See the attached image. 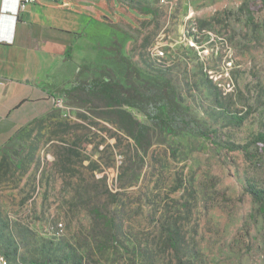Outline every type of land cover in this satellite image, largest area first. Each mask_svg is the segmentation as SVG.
<instances>
[{
	"label": "rangeland",
	"instance_id": "obj_1",
	"mask_svg": "<svg viewBox=\"0 0 264 264\" xmlns=\"http://www.w3.org/2000/svg\"><path fill=\"white\" fill-rule=\"evenodd\" d=\"M69 1L86 23L48 81L63 107L52 101L0 149V257L264 264V212L247 191L264 187V150L253 143L264 130V3ZM95 79L174 92L210 137L164 131L134 158L113 120L66 91Z\"/></svg>",
	"mask_w": 264,
	"mask_h": 264
},
{
	"label": "crops",
	"instance_id": "obj_2",
	"mask_svg": "<svg viewBox=\"0 0 264 264\" xmlns=\"http://www.w3.org/2000/svg\"><path fill=\"white\" fill-rule=\"evenodd\" d=\"M69 0H38L20 8V0H0V149L52 106L50 76L74 48L85 16L68 8Z\"/></svg>",
	"mask_w": 264,
	"mask_h": 264
},
{
	"label": "trees",
	"instance_id": "obj_3",
	"mask_svg": "<svg viewBox=\"0 0 264 264\" xmlns=\"http://www.w3.org/2000/svg\"><path fill=\"white\" fill-rule=\"evenodd\" d=\"M260 1L264 3V0ZM66 91L79 102L88 103L100 116L113 120L134 141V158L137 159H143L157 133H191L209 138L212 131L180 103L174 92L166 88L95 79L80 81ZM132 108L142 112L146 121L137 119ZM237 121L241 122L242 118L237 117ZM253 143L259 151L264 150V130L253 136ZM247 191L258 203L259 210L264 212V187L249 184ZM90 214L105 226L111 222L98 208H91ZM31 264H49V261Z\"/></svg>",
	"mask_w": 264,
	"mask_h": 264
},
{
	"label": "built area",
	"instance_id": "obj_4",
	"mask_svg": "<svg viewBox=\"0 0 264 264\" xmlns=\"http://www.w3.org/2000/svg\"><path fill=\"white\" fill-rule=\"evenodd\" d=\"M38 0H20V8H24L27 4L36 3ZM163 1V0H162ZM4 83V79L0 77V84ZM53 105L56 109H61L63 104L60 99L53 97Z\"/></svg>",
	"mask_w": 264,
	"mask_h": 264
},
{
	"label": "bare ground",
	"instance_id": "obj_5",
	"mask_svg": "<svg viewBox=\"0 0 264 264\" xmlns=\"http://www.w3.org/2000/svg\"><path fill=\"white\" fill-rule=\"evenodd\" d=\"M0 264H8V263L6 262V260L4 259V256H3V258L0 257Z\"/></svg>",
	"mask_w": 264,
	"mask_h": 264
}]
</instances>
